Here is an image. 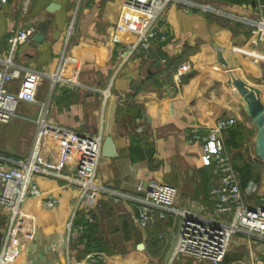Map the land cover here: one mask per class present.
Returning <instances> with one entry per match:
<instances>
[{"label": "crops", "instance_id": "crops-1", "mask_svg": "<svg viewBox=\"0 0 264 264\" xmlns=\"http://www.w3.org/2000/svg\"><path fill=\"white\" fill-rule=\"evenodd\" d=\"M190 1L205 3L170 2L158 20L149 49L139 47L123 56L120 50L136 37L130 29L144 21L125 9L123 0L0 2V57L7 54L8 38L17 28L33 23L37 31L45 23L44 37L17 43L13 60L51 73L62 56V74L78 83H55L47 121L79 133L99 134L101 145L105 137H111L116 151L114 156L101 152L96 169L101 193L90 213L91 221L75 206L79 192L73 181L66 184L64 177L52 173L36 176L43 195L28 197L17 218L20 255L16 264H159V257L169 264L182 222L179 211L203 214L211 210L209 189L217 174L201 161L199 136L219 116L236 118L222 132V139L240 185L255 184L247 201L256 203L264 193V163L253 152L255 132L233 85L227 82L233 76L258 87L264 103V40L246 22L206 12ZM211 1L249 18L264 14L261 0ZM73 16V30L65 45L64 32ZM160 32L165 33L163 39ZM185 61L189 70L176 83L173 73ZM49 81L42 74L38 103L48 96ZM18 84L13 79L7 89L16 91ZM38 107L18 101L15 115L0 122V157L8 164L29 153ZM41 154L50 162L57 158L49 136L43 138ZM244 164L252 176L242 185ZM60 166V173L69 168L72 175L76 152ZM151 179L170 184L177 192L171 205L146 204L155 216L142 228L133 223L144 204L136 186ZM51 198L56 203L47 206L46 200ZM88 222L92 227L82 236L85 227H78ZM237 233L235 246L243 248L242 254L228 251L225 264H247L264 252V239ZM139 236L140 241L134 242ZM138 242L143 243L142 249L136 247ZM153 246L159 249L156 258L149 255ZM96 254L98 260L91 259ZM174 263L196 264L178 259Z\"/></svg>", "mask_w": 264, "mask_h": 264}, {"label": "built area", "instance_id": "built-area-1", "mask_svg": "<svg viewBox=\"0 0 264 264\" xmlns=\"http://www.w3.org/2000/svg\"><path fill=\"white\" fill-rule=\"evenodd\" d=\"M5 1L0 0V2ZM172 1L184 2V0H123V7L139 14L144 21L141 25L130 29L136 37L120 50V56L125 53L131 54L139 47L144 50L149 49L157 35L159 17ZM190 4L199 6L206 12L246 22L255 28L259 39L264 40V14L262 12L257 18H249L225 10L213 3L190 1ZM73 22L74 16L64 32L65 45L72 33ZM35 31L36 26L33 23H26L17 28L8 38L7 54L0 57V122H7L15 115L18 101L36 103L39 106L33 120L35 133L29 153L23 158L14 159L13 164H8L7 159L0 157V219L2 220L0 222V264L17 263L20 255L19 236L16 230L17 218L22 213L23 203L28 197L43 195L42 189L36 182L37 175L52 173L64 177L66 184H71L73 181L78 186L79 192L75 206L88 214L87 221L92 220L90 213L96 207L101 193V185L96 180V169L101 155V135L79 133L50 123L46 118L55 83L78 85L76 81L62 74L64 67L62 56L56 69L51 73H41L38 70L24 67L12 58L17 43L30 39ZM164 34L160 32L159 38L163 39ZM189 67L188 61L180 63L173 73V80L176 83L180 82ZM42 74L50 78V91L48 96L38 103L36 92ZM13 79L19 80L18 88L16 91H9L7 85ZM235 123L234 116H219L199 136L201 161L203 165L212 166L217 174L216 182L209 189L212 207L210 211L205 212L204 210L203 214H196L187 209L179 211L182 213V222L170 263L172 260L179 259L196 264H225L224 258L230 247L233 233L242 232L264 239V193L256 203L247 201V197L255 190V184L250 182L245 187L240 185L238 173L233 167L229 151L222 139V132ZM47 136L55 143L57 149V158L52 162L46 160L41 154V144L43 138ZM74 151L76 152L74 172L71 175L70 169L67 168V171L60 173L61 161L69 159ZM136 190L141 193L144 204L140 207L138 215L133 218V223L142 228L147 227L155 216L146 204L171 205L177 192L174 186L152 179L146 184H138ZM55 203L54 198L46 200L47 206H53ZM157 215L162 214L159 212ZM70 225L71 218L67 222V226L70 227ZM84 227L85 225L82 224L78 229L82 230ZM98 255H91V259L98 260ZM247 264H264V252H260Z\"/></svg>", "mask_w": 264, "mask_h": 264}, {"label": "water", "instance_id": "water-1", "mask_svg": "<svg viewBox=\"0 0 264 264\" xmlns=\"http://www.w3.org/2000/svg\"><path fill=\"white\" fill-rule=\"evenodd\" d=\"M47 26L45 23L39 25L38 30L31 36V39L33 41H40L47 32ZM221 62L226 68H230L227 61L222 60ZM227 82L233 85L235 93L242 102L245 117L252 124L251 130L255 132L253 138L254 155L264 163V103L260 99V90L258 87L246 83L239 77L231 76ZM101 152L106 153L107 156L116 155L115 145L111 137L104 138ZM143 246L142 242L136 244V247L139 249H142Z\"/></svg>", "mask_w": 264, "mask_h": 264}, {"label": "rangeland", "instance_id": "rangeland-1", "mask_svg": "<svg viewBox=\"0 0 264 264\" xmlns=\"http://www.w3.org/2000/svg\"><path fill=\"white\" fill-rule=\"evenodd\" d=\"M203 2H208V3H213V4H216V6L218 5V6H221L219 3H217V2H215V1H211V0H205V1H203ZM163 14H164V12L161 14V16L159 17V19L163 16ZM34 128H35V125H34ZM27 136V135H26ZM26 136L25 137H23V138H26ZM9 142H11V140H9ZM0 145H1V142H0ZM238 237H239V233H233L232 234V240L230 241V247H229V249H228V251H230V253H234V254H236V255H239V256H241V254H242V250H243V248H238L237 246H235V241H236V239H238ZM137 241H140V236L138 237V239L136 240L135 239V241L134 242H137ZM134 242L132 243L133 245H134ZM124 249V248H123ZM158 248H156L155 246H153L152 247V253H150L149 252V255L151 256V257H158V254H157V252H158ZM159 260H158V263L159 264H166V261H165V263H164V259H161L160 257L158 258ZM177 259H175V260H172V262L170 263L169 262V264H175L174 262L176 261ZM179 260V259H178Z\"/></svg>", "mask_w": 264, "mask_h": 264}, {"label": "trees", "instance_id": "trees-1", "mask_svg": "<svg viewBox=\"0 0 264 264\" xmlns=\"http://www.w3.org/2000/svg\"><path fill=\"white\" fill-rule=\"evenodd\" d=\"M223 1H230V0H223ZM262 2H264V0H261ZM241 184L244 185L246 183V181L252 176L251 175V170L249 168V166L247 164H244L241 168ZM257 179V178H254ZM88 223H86L85 228L83 230L82 236H85L88 234V231L90 230V228L92 227V225Z\"/></svg>", "mask_w": 264, "mask_h": 264}]
</instances>
